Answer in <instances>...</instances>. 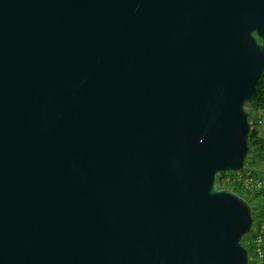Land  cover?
<instances>
[{"label": "water", "instance_id": "obj_1", "mask_svg": "<svg viewBox=\"0 0 264 264\" xmlns=\"http://www.w3.org/2000/svg\"><path fill=\"white\" fill-rule=\"evenodd\" d=\"M263 74L264 0H0V264H250Z\"/></svg>", "mask_w": 264, "mask_h": 264}, {"label": "trees", "instance_id": "obj_2", "mask_svg": "<svg viewBox=\"0 0 264 264\" xmlns=\"http://www.w3.org/2000/svg\"><path fill=\"white\" fill-rule=\"evenodd\" d=\"M250 103L255 105L261 111L262 115H264V74L259 79L258 86H257V93L255 97L253 98L252 101L246 104H250ZM248 115H250V112H248ZM251 123H252V129L249 135V145H250L249 152L246 158L245 167L243 168V170H241V172L244 174H247L248 172L260 174L258 171L254 169L252 170L249 167V163L250 164L254 162L256 163V161L260 159H264V132H261L256 128L255 126L256 120L255 122L251 120ZM235 174H236L235 171L219 174L217 182L219 184L218 185L219 187L230 188L234 190L235 192L239 193L240 195H242L246 200H248V202L251 205L253 219H254L253 227H252L251 232L246 234L242 240L243 244L249 250L250 260H251L253 255H255L254 246L256 245V239L258 235L260 234V225H261L262 219L264 218V210L262 208L264 201L260 193L247 191L243 189V187L237 182L223 183L221 181V178L223 176L235 175ZM251 263L252 261H250V264ZM262 264H264V259H263Z\"/></svg>", "mask_w": 264, "mask_h": 264}, {"label": "built area", "instance_id": "obj_3", "mask_svg": "<svg viewBox=\"0 0 264 264\" xmlns=\"http://www.w3.org/2000/svg\"><path fill=\"white\" fill-rule=\"evenodd\" d=\"M223 183L226 182H237L243 189L250 192H258L264 201V175H260L253 172L247 174L241 171L236 172L235 175H227L221 178ZM264 210V204H263ZM255 255H253L251 264H262L264 259V218L260 225V234L256 239V245L254 246Z\"/></svg>", "mask_w": 264, "mask_h": 264}, {"label": "rangeland", "instance_id": "obj_4", "mask_svg": "<svg viewBox=\"0 0 264 264\" xmlns=\"http://www.w3.org/2000/svg\"><path fill=\"white\" fill-rule=\"evenodd\" d=\"M245 108L248 112H250L249 115V119L250 121H254L256 120V128L261 131L264 132V115H262L261 111L253 104H246ZM258 160V159H257ZM249 167L253 170L258 171L261 175H264V159H260L258 161H256V163H249ZM218 184V182H217ZM219 185V184H218Z\"/></svg>", "mask_w": 264, "mask_h": 264}]
</instances>
